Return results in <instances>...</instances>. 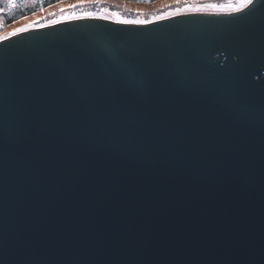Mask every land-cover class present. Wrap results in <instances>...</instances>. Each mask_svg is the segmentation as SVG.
I'll return each instance as SVG.
<instances>
[{
  "label": "water",
  "instance_id": "1",
  "mask_svg": "<svg viewBox=\"0 0 264 264\" xmlns=\"http://www.w3.org/2000/svg\"><path fill=\"white\" fill-rule=\"evenodd\" d=\"M238 16L0 44V264H264V0Z\"/></svg>",
  "mask_w": 264,
  "mask_h": 264
},
{
  "label": "trees",
  "instance_id": "2",
  "mask_svg": "<svg viewBox=\"0 0 264 264\" xmlns=\"http://www.w3.org/2000/svg\"><path fill=\"white\" fill-rule=\"evenodd\" d=\"M218 3L223 4L226 0H217ZM0 7L4 9L0 13V31L5 33L10 32L7 30V27L12 25L15 22H18L25 18H33L31 22L38 17H46L42 20V25L53 24L52 21H64L68 20V17L71 15V12H65L63 15L57 16H47L48 12L59 11L60 5L56 4V0H25V2L17 3L15 6H10L0 0ZM175 7L171 8L166 7L164 0H155L152 3H137L135 0H117V2H109L105 0L104 3L97 5H89L85 8L75 9V18L85 17L83 14L85 12H92L95 14V17H109L112 20L117 21L114 13H119L121 19L127 20H147L148 22L156 20L157 17H167L175 14H180L187 12L184 10L183 6L181 7L180 12L175 11ZM43 8L46 11L41 12L40 9ZM137 9L141 10V14H137Z\"/></svg>",
  "mask_w": 264,
  "mask_h": 264
},
{
  "label": "snow or ice",
  "instance_id": "3",
  "mask_svg": "<svg viewBox=\"0 0 264 264\" xmlns=\"http://www.w3.org/2000/svg\"><path fill=\"white\" fill-rule=\"evenodd\" d=\"M10 6H15L17 3L25 2V0H4ZM105 0H56V4L60 5L59 11H52L48 12L47 16H57L63 15L66 11L71 12V15L68 17L69 20L75 18V9L77 8H85L89 5H97L104 3ZM109 2H117V0H109ZM123 2V0H121ZM137 3H152L155 0H135ZM166 3V7L171 8L175 7L176 12L181 11V7L183 6L184 10L191 13L192 15H208V14H215V10H222V9H229L226 13L229 16H234L239 18L238 14H248L251 11L255 10V6L258 0H226L225 3L220 4L217 0H164ZM4 9L0 7V13H2ZM41 12L46 11L45 9L41 8ZM137 14H141V10L137 9ZM85 17L95 18V14L92 12H85L83 14ZM117 21L130 24V25H146L148 23L147 20H127L121 19L119 13L113 14ZM46 17H38L37 19L33 20L31 23L26 24L22 27H17L10 32H3L0 31V44H4L10 38L15 37L19 34H23L27 32L29 29H36L42 27V20ZM102 19L108 20L109 17H100ZM162 17H157V19H161ZM174 18V17H173ZM53 24L56 21H52ZM2 26V25H0Z\"/></svg>",
  "mask_w": 264,
  "mask_h": 264
},
{
  "label": "rangeland",
  "instance_id": "4",
  "mask_svg": "<svg viewBox=\"0 0 264 264\" xmlns=\"http://www.w3.org/2000/svg\"><path fill=\"white\" fill-rule=\"evenodd\" d=\"M220 11H222V12H228L229 9L215 10V13L216 12H220ZM31 19H33V18H30V19L29 18H25V19H22V20H20L18 22H15L12 25L8 26L7 27V30H11L12 31L13 29H15L17 27H22V26H24L26 24H29V23H31Z\"/></svg>",
  "mask_w": 264,
  "mask_h": 264
}]
</instances>
